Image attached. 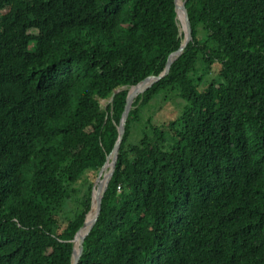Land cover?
<instances>
[{"label":"trees","instance_id":"trees-1","mask_svg":"<svg viewBox=\"0 0 264 264\" xmlns=\"http://www.w3.org/2000/svg\"><path fill=\"white\" fill-rule=\"evenodd\" d=\"M183 6L78 264H264V0ZM183 36L175 0H0V264H72L129 93Z\"/></svg>","mask_w":264,"mask_h":264},{"label":"water","instance_id":"water-1","mask_svg":"<svg viewBox=\"0 0 264 264\" xmlns=\"http://www.w3.org/2000/svg\"><path fill=\"white\" fill-rule=\"evenodd\" d=\"M175 1H176L177 19L180 22L181 32H183V35H184L183 41H182V46L180 47V49L176 53L172 54L169 57L167 64H166L167 67L161 75L149 77L145 81H143L142 83H140L139 85H137L131 89V91L129 93L128 100H127L126 110H125L124 114H122V119H121L120 125L118 127V140L115 144L113 151L107 157L106 163L102 167V169L100 170V172L97 176V179L95 181V184L93 185L92 206H91L90 213L88 214L82 228L78 231L74 240L72 241V244H73V262H72V264H78L79 259H80V255L82 253V243L84 242V239L86 238V236L90 233L91 229L95 225V223L98 220V217L100 215L102 200H103L104 194L108 188V185H109L111 179L113 178L116 163H117L118 156L120 153V148H121L123 137H124L125 130H126L127 120H128V117H130V114H131V111L133 109V105H134L136 99L141 94H144L149 88L153 87L155 84L162 81L169 74V72L172 68L171 65L182 55L184 49L186 48V46L188 45V43L192 39V27H191L189 17L184 12V6L179 7L178 0H175ZM180 15H182V18L180 17ZM118 92H120V91H118ZM114 97H115V95L113 96V98ZM109 163H110V168H109L108 181H107L106 187L103 190V192L96 193V191H95L96 184L99 181L103 171L108 168ZM94 207L96 208V213H95L94 217L92 218V220L89 221V227H88V229H86L88 226L87 225L88 218H89L91 212L93 211Z\"/></svg>","mask_w":264,"mask_h":264},{"label":"rangeland","instance_id":"rangeland-1","mask_svg":"<svg viewBox=\"0 0 264 264\" xmlns=\"http://www.w3.org/2000/svg\"><path fill=\"white\" fill-rule=\"evenodd\" d=\"M111 101L112 100L102 101V105H101L102 108L103 109L107 108ZM180 110H181L180 107L177 104H172V101L167 102L164 99H159L155 103L153 102V107L151 108L148 114L153 115L155 121L158 124H162L165 123L166 121H169V119H173L174 118V116L172 115L173 112H175V114H179ZM103 176L104 178L107 176V171H105ZM82 183L83 181L79 182L80 185ZM99 188H98V192L100 191Z\"/></svg>","mask_w":264,"mask_h":264},{"label":"bare ground","instance_id":"bare-ground-1","mask_svg":"<svg viewBox=\"0 0 264 264\" xmlns=\"http://www.w3.org/2000/svg\"><path fill=\"white\" fill-rule=\"evenodd\" d=\"M184 1H185V0H178V5H179V7H181V6L184 5ZM180 17L182 18V15H180ZM155 85H156V84H155ZM109 168H110V163H109L108 168L105 169V170L103 171V173L101 174V177H100L99 181H98L97 184H96V187H95V191H96V193H101V192H103V190L105 189L106 184H107V181H108ZM105 171H107V176L105 177L104 182L102 183V185H101L100 188H99L100 191L98 192L97 185L99 184V182H100L101 178L103 177ZM95 213H96V208L94 207V208H93V211L91 212V214H90V216H89V217H90V220H92V218L94 217ZM87 225H88V226H87L86 229H88V227H89V223H88Z\"/></svg>","mask_w":264,"mask_h":264}]
</instances>
